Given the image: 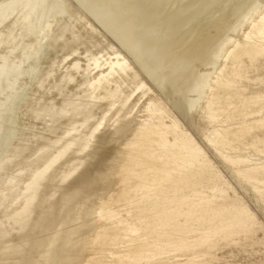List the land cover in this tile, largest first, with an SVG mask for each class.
<instances>
[{
    "label": "bare ground",
    "instance_id": "1",
    "mask_svg": "<svg viewBox=\"0 0 264 264\" xmlns=\"http://www.w3.org/2000/svg\"><path fill=\"white\" fill-rule=\"evenodd\" d=\"M76 1L124 51L63 0L15 18L24 17L15 40L35 38L24 44L23 59L12 61L19 43L11 39L9 48L0 33V47L9 49L0 61V94L15 88L26 61L37 64L47 52L41 74L29 75L26 124L0 155V264H156L246 240L257 219L228 196L229 183L178 116L231 164L250 173L264 165L259 152L232 157L226 130L213 127L221 84L234 86L232 76L257 64L255 78H264V0L238 1L233 12H246L233 25L225 15L214 18L228 0H110L122 3L107 10L105 0ZM171 4L177 8L166 11ZM201 17L207 21L198 28ZM167 91L177 97L174 108L162 96ZM20 96L8 95L0 120ZM251 98L258 107L252 124L260 128L264 83Z\"/></svg>",
    "mask_w": 264,
    "mask_h": 264
},
{
    "label": "rangeland",
    "instance_id": "2",
    "mask_svg": "<svg viewBox=\"0 0 264 264\" xmlns=\"http://www.w3.org/2000/svg\"><path fill=\"white\" fill-rule=\"evenodd\" d=\"M0 1H3V0H0ZM16 1L18 2V4H17V2H14V3H16L17 5L20 4V6L13 4V8H12V6H8L10 8H7L4 4H2L3 6L0 5V7L3 8V9L1 8L2 10L0 9V15L3 16V19L0 16V21L2 20L0 22V24H2L4 20H6V21H4L3 26L0 27V33L2 36H4V37H2L0 35V38L2 37L3 40H7L8 43H6V44H8L9 48H12L13 46H11V45H13V44L15 46V44L18 45V43H19V45H20V43H21V42H19L20 36L18 38L16 36H18V34L21 33L20 29H21L22 25L20 23H21V20L24 21L23 16H27L25 14L27 12H25L24 10H26V11L29 10L28 11L29 13L32 11V9H36L38 7L41 8L40 10H44V9H42L44 5H45V8H47V7H49V5L50 6L57 5L56 3L60 2L61 0H52L54 4H52L51 0H49V1L47 0L48 2H46V0L45 1L43 0L44 2H46L47 5L44 4V2L41 3V0H39L40 3H35V4H34V0H31V1L30 0L29 1L28 0H26V1L25 0H19V1H22L20 3L18 0H16ZM105 1L107 2V0H105ZM109 1L110 0H108V4L107 3L104 4V2L103 3L101 2L100 6L103 10H107L106 8H104L106 6H107V8H109V6L111 7L113 5H114L113 7H117L118 4H121L122 2H124V0H121L122 2L120 1V3L118 1V4L116 5L117 1H114L115 3L112 1H111L112 3H109ZM235 1L236 2H234V0H228L227 1L228 6L226 7L225 10H223L227 13H223V11L221 9H218L219 7L221 8V6L216 7L217 10L214 13V15L216 14L219 16L216 17V15H215L214 18H219L220 15H225L224 17L227 18V21H226L227 25H230L231 23H232L231 25H233L235 22H237L238 19L243 15V13L246 12V10L245 9L240 10V11L238 10L234 13L233 7H235L239 3L238 1H241V0H235ZM37 2H38V0H37ZM63 2L68 4V6H70L71 9H73V11H75L74 15L76 17H78L77 14H79V16L85 17L87 20H89L91 23H93L94 27L97 28L98 31H100L101 33L104 34V36H105L104 39L106 41L108 40L115 47L124 51L121 48V46L119 45V43L111 35H109L104 30V28L101 26V24H99L95 19H93V17L89 14V12L84 7H82L76 0H63ZM27 4H28V6H30V5H33V6H30L31 8H29L28 6H25ZM38 4L41 5V7L38 6ZM14 5L17 6V9H16V6H14ZM21 5H22V7H21ZM4 7H6V8H4ZM18 7H19V9H18ZM24 7L25 8L27 7V9H25ZM33 7H35V8H33ZM168 7L169 8L172 7V9L171 8L169 9ZM231 7H232V9H231ZM21 8L23 11L21 10ZM176 8H177V6L175 4H171L170 6L166 7V11L172 12ZM5 9H9L6 12L9 11L8 13L11 14V17L8 13L5 12ZM13 9H14V11L15 10L16 11L12 12ZM38 9H36L37 12L40 11V10L38 11ZM3 10H4V13L8 14L9 17L5 16V14H3V12H1ZM219 10H220V12H218ZM23 12H25V13H23ZM76 12H78V13H76ZM21 13L23 14V16H21V18H23V19L19 18L20 21L16 20V19H18V16ZM29 13H27V14H29ZM232 13H234V15ZM5 17H8V19H5ZM64 17L66 18L67 14H65ZM205 20H206V18H204V17L200 18V20H199L200 23L198 25V28H201L205 24V22L207 21V20L206 21ZM62 22H64V21H62ZM15 23H17V26L13 30V29H11V27L14 28L13 26L15 25ZM43 23H41V25ZM10 24H12L13 26H11ZM22 24H23V22H22ZM18 25L20 27H18ZM41 25H39V26H41ZM9 26H11V27H9ZM9 28L12 31H10ZM18 28H20V29H18ZM8 30L12 33H9ZM11 34H12L13 38L15 37V38H17L16 40H19V41L17 42L15 40V38L14 39L10 38ZM5 36H7L9 38L5 39ZM39 36L42 37V34H40ZM41 37H38V41L41 39ZM11 39H12L13 44L11 42ZM34 39L35 38H33V37H32V39L27 38L26 42L21 43V45L23 44L22 46H24L25 48L27 46V48L25 49L24 47H22L20 45V49L24 48L23 52H22V50L17 48L19 46L18 45L16 47V54L14 55L15 56L14 60H12V61H15V60L18 61L19 59L20 60L23 59L25 54H26L25 55V57H26L27 52H25V51L26 50L28 51L29 45H24V44H29V43L31 44V42ZM13 40L16 42H14ZM150 41H151V39H150ZM9 44L11 47L9 46ZM17 49L19 51H17ZM8 51H9L8 48L0 47V61L3 59L2 56L5 55ZM20 51H21V53H20ZM46 54H47V52L41 53V58L37 64H32L33 61L31 59L26 61L24 63V66H23L26 73L21 77L22 79H20L18 81L15 88L13 89L14 91L13 90L10 91V89H7L6 91H3L0 94V97H1L0 98V101H1L0 106L4 104V102L6 101V98L8 97V95L10 93L13 92V95L14 94H18L19 96L21 95L20 100L17 101L16 107H15L13 112L7 113V110H5L3 107L2 117L0 120V122H1L0 123V155L2 154V152L4 151V149L8 143V136L10 137V135L15 133V135H16V137L14 139V141H15L17 139L19 132L21 131V129H23L24 125L26 124V121H25L23 115H21V114H22V110H23L22 106L24 105V103L27 100H29L30 95H31V91L33 88V84H32L33 82H30L31 79H30L29 75H30V73H33V71H35V70H36V73L38 75L41 74V71H43V69L45 67V64H44L45 61L44 60L46 59V56H47ZM17 55L18 56L20 55V56L17 58L16 57ZM43 57H45V58H43ZM29 62H30V64H29ZM33 65H34V67H33ZM257 66L255 65L253 68L252 67L249 68V70L246 69L242 73H237L236 75L232 76L231 79L233 81H235L234 86H232L233 88L227 82V83L221 84V86L219 87V89L217 91L219 93L218 94L219 98L216 101V105L214 106V111H216V113H217L216 116H218V119L216 120V123L213 125V127L219 131L226 130L225 132L227 133V136L230 138L231 142H233L232 143L233 150L231 151L232 157H235L236 155L252 156L254 154V152H259V155H260L259 159L264 160V132H263L264 131V124H263L264 123V116L260 117L262 119V125H263V126L261 125L260 128L253 127L252 122L255 119V117L250 116V113L252 111L257 110V108H258L257 105L255 104V100L251 98V94L255 93V87L256 86L261 87V85L264 83L263 77L261 79L257 78L258 80H256V78H255L259 74L257 72V69L259 68L260 64H257ZM39 67H42V68H39ZM254 68H256V69H254ZM26 76L29 78H26ZM251 76L254 78H252ZM252 79H255V81ZM239 80L241 81L240 84L237 83ZM23 84H24V86H23ZM248 86H252V89L247 90ZM243 88H245V90H247V92L241 91V89H243ZM236 89H238V91ZM7 91H8V93H7ZM235 91H237V92H235ZM167 92L165 94H163L162 96L168 101V104L171 106V108H174L175 102L177 101V97L173 98L174 94L170 93V91H167ZM166 94H167V96H166ZM171 94H172V96H171ZM169 95H170V98H169ZM193 96H194V94L191 95V97H193ZM228 107H230V109L226 110ZM248 107H249V110H248ZM240 114L243 115L245 119L243 117H239V116H241ZM178 117L180 118L182 124H184L185 128L189 131V133L192 134V136L194 137L196 142L201 147H203L204 152L207 154L209 159H211V161H213L212 163L217 168V170L222 174V176L224 177V180L227 183H229L228 196L231 198L237 197L235 199L242 201V203H244V205L250 210V212L254 214L255 219H257L256 222H258V223L254 227V232L251 235H249V237L246 240L244 239V237H235V239H232V240L229 239V240H227V242L226 241H218L215 244L214 248L211 250L196 249V250H193L191 252L180 251V252H176L172 255L171 254L165 255V257L162 256L161 258L157 259L155 263L156 264H185V263H187V264H264V230H263L264 229V167H263L264 165L262 166L261 164L258 163V165H256L258 167V169H256L255 172L250 173V172H246L244 170L245 169L244 167L241 168L238 165L231 164L229 161H227L225 159L226 152L215 151L211 146H209L206 143V140L202 134L196 132V130L191 128L189 126V124H187V122H185L183 120L182 117H180V116H178ZM20 120H21V122H20ZM37 124H38V126H40L39 121H37ZM4 125H6V126H4ZM253 163H255V162L253 161L251 165H253ZM230 185L232 187L231 188L232 191H229ZM227 187H228V184H227Z\"/></svg>",
    "mask_w": 264,
    "mask_h": 264
}]
</instances>
